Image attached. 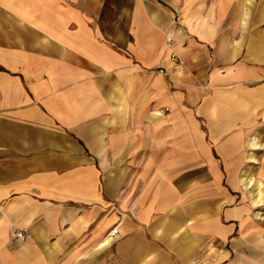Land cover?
Returning a JSON list of instances; mask_svg holds the SVG:
<instances>
[{
	"label": "crops",
	"instance_id": "0c3cea01",
	"mask_svg": "<svg viewBox=\"0 0 264 264\" xmlns=\"http://www.w3.org/2000/svg\"><path fill=\"white\" fill-rule=\"evenodd\" d=\"M0 264H264V0H0Z\"/></svg>",
	"mask_w": 264,
	"mask_h": 264
},
{
	"label": "built area",
	"instance_id": "2783aa9c",
	"mask_svg": "<svg viewBox=\"0 0 264 264\" xmlns=\"http://www.w3.org/2000/svg\"><path fill=\"white\" fill-rule=\"evenodd\" d=\"M168 41H170L169 38H168ZM171 59L173 61L177 59V57H176V55L174 53H171ZM16 236L21 238L22 237V233L18 232V233H16Z\"/></svg>",
	"mask_w": 264,
	"mask_h": 264
},
{
	"label": "rangeland",
	"instance_id": "374dc122",
	"mask_svg": "<svg viewBox=\"0 0 264 264\" xmlns=\"http://www.w3.org/2000/svg\"><path fill=\"white\" fill-rule=\"evenodd\" d=\"M112 232H114V230H112L109 234L111 235V234H113ZM111 236H114V234L113 235H111ZM24 237V234L22 233V238Z\"/></svg>",
	"mask_w": 264,
	"mask_h": 264
}]
</instances>
